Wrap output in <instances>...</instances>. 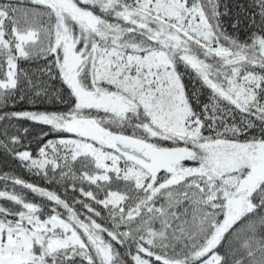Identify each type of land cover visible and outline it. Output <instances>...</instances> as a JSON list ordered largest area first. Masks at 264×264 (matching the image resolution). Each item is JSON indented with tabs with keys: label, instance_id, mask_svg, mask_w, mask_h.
Segmentation results:
<instances>
[{
	"label": "snow or ice",
	"instance_id": "1",
	"mask_svg": "<svg viewBox=\"0 0 264 264\" xmlns=\"http://www.w3.org/2000/svg\"><path fill=\"white\" fill-rule=\"evenodd\" d=\"M0 163V264H264V0L0 3Z\"/></svg>",
	"mask_w": 264,
	"mask_h": 264
},
{
	"label": "trees",
	"instance_id": "2",
	"mask_svg": "<svg viewBox=\"0 0 264 264\" xmlns=\"http://www.w3.org/2000/svg\"><path fill=\"white\" fill-rule=\"evenodd\" d=\"M8 2V0H0V3H6ZM12 2H15V0H12ZM25 107H27V105H25ZM2 163H0V167H2ZM9 166H14V165H11V162L9 163ZM25 179H34L33 177H30L28 176L27 174H25Z\"/></svg>",
	"mask_w": 264,
	"mask_h": 264
}]
</instances>
